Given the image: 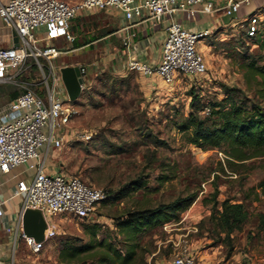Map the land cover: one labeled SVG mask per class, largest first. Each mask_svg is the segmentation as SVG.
Returning a JSON list of instances; mask_svg holds the SVG:
<instances>
[{"label":"rangeland","instance_id":"1","mask_svg":"<svg viewBox=\"0 0 264 264\" xmlns=\"http://www.w3.org/2000/svg\"><path fill=\"white\" fill-rule=\"evenodd\" d=\"M215 16L224 20L196 44L207 72L198 78L179 77L171 84L156 75L141 83V74L121 66L124 57H112L106 40L95 41L115 27L111 13L99 11L73 22H82L76 40L92 41L89 46L95 50H71L53 62L56 73L62 64L89 66L85 88L76 101H71L76 114L62 129L67 136L54 166L58 167L60 161V173L102 188L107 196L96 206L91 219L50 216L56 235L45 240L38 252H32L23 241L16 243L11 248L10 264H77L60 259L62 243L87 242L93 226L95 240L110 241L124 249L132 242L122 227L127 213L179 200L181 206L188 202L190 205L177 210L174 220L154 227L140 226L133 264L164 263L181 252L190 253L199 264L209 260L214 264H264V229L257 226L258 214H264V190L258 187L264 177V157H252L232 169L221 150L197 148L173 126L180 115L190 111L192 88L199 93L200 103L222 99L221 85L239 88L253 98V89L247 85L240 63L244 54L257 56L260 50L252 44L253 39L244 36L246 22L232 28L224 25L233 20L232 16ZM50 42L59 50L72 47L71 41L63 38ZM115 43L120 45V40ZM30 67L20 79L41 81L36 67ZM49 85L52 86L51 79ZM54 88L58 96L64 90L60 83ZM11 90L10 85L0 87V106L9 100ZM39 94L46 101V92ZM51 162L48 155L46 166L51 167ZM30 174L28 171L23 176ZM162 175L168 177L166 181L158 179ZM138 177L146 186L130 188L129 183ZM225 198L243 202L250 213L241 230L229 236L220 232L211 218L212 205ZM18 201L21 203L20 197L13 199L12 204Z\"/></svg>","mask_w":264,"mask_h":264},{"label":"built area","instance_id":"2","mask_svg":"<svg viewBox=\"0 0 264 264\" xmlns=\"http://www.w3.org/2000/svg\"><path fill=\"white\" fill-rule=\"evenodd\" d=\"M253 0H8L0 2L2 23L16 31L18 45L0 48V85L21 89L16 97L0 106V175L10 169L27 164L34 170L29 182L18 181L13 196L21 198L18 221L13 229L14 242L23 239L32 252H38L45 240L56 235V225L50 216L66 215L78 219H91L96 206L105 199L102 188L91 186L77 176L60 172L50 173L44 168L39 149L46 144L58 148L62 145L60 129L69 124L76 114L75 105L65 89L63 95L55 91L56 83L62 84L60 72L54 71V60L69 50H59L50 41L63 38L73 41L70 24L73 19L91 13L106 11L121 14L128 25L121 30L120 56L130 55L132 23L147 21L166 22V33L157 62H146L128 56L127 68L142 76H158L171 84L179 77L198 78L207 72L203 55L196 44L198 39L209 36L210 29L192 30L184 20L196 22L201 15L217 13L233 16L242 6ZM243 21L246 34L254 36L264 20V0ZM260 10V12H257ZM29 60L31 63L29 64ZM31 66V67H30ZM82 66V65H78ZM36 67L42 77L39 82L22 81L28 68ZM59 70V69H58ZM52 86L49 85V80ZM63 85V84H62ZM83 89V85H82ZM39 92H46V101ZM47 128L45 132L43 129ZM4 200L0 201V216ZM26 208L39 209L45 219L44 239L35 241L21 228V215ZM8 231L11 228H7ZM20 233V236H19ZM167 264H199L190 253L174 255Z\"/></svg>","mask_w":264,"mask_h":264},{"label":"trees","instance_id":"3","mask_svg":"<svg viewBox=\"0 0 264 264\" xmlns=\"http://www.w3.org/2000/svg\"><path fill=\"white\" fill-rule=\"evenodd\" d=\"M114 31L115 28L107 30L105 35ZM242 32L246 38L253 39L252 44L260 50L257 56L244 54L240 63L245 81L253 89V98L248 97L239 88L221 85L224 91L222 99L212 98L200 103L199 93L192 88L189 91L190 111L186 115H180L179 119L173 123L176 130L186 137L189 144L201 149L221 150L226 164L232 169L252 157H264V20L261 21L254 36H248L246 29ZM89 42L91 41L80 43L74 37L71 44L72 48H77ZM82 66L86 69L84 76L86 80L89 66ZM19 93L21 89L13 86V90L8 95L9 100ZM167 178L166 175L158 177L160 181H166ZM129 184L133 189L146 186L141 177L133 179ZM258 187L264 190V177ZM180 202V200L174 201L170 205L162 204L154 208L127 213L126 221L123 223L125 225L121 224L127 229V240L132 242L124 249H119L110 241L95 240L96 230L93 226L87 242L75 244L70 240H65L59 251V257L65 262L76 261L77 264H133L137 258L136 238L141 230L140 226L142 228L154 227L174 220L177 217L175 214L177 210L190 205L188 202L181 206ZM249 216V210L243 202H232L225 198L212 205L211 218L220 228V232H224L226 236L233 231L241 230ZM257 226L259 229H264V214H258Z\"/></svg>","mask_w":264,"mask_h":264},{"label":"crops","instance_id":"4","mask_svg":"<svg viewBox=\"0 0 264 264\" xmlns=\"http://www.w3.org/2000/svg\"><path fill=\"white\" fill-rule=\"evenodd\" d=\"M8 0H0L1 3H6ZM262 4V1L260 2L259 0H253L248 6H242L240 11L235 13L233 15V20H228L225 22L224 25H229V27H236L239 23H241L246 16H248L253 10H256L260 5ZM113 15L114 23H115V31L112 33H109L101 38H98L95 41H105L106 45H109L111 48V55L113 58L116 57H124V60L122 61L121 66L127 68V62H128V56L132 58H136L141 61H146V62H157L160 57V52H161V46L163 39L165 37L166 33V22L164 23H155L153 21H147L143 22L141 24L137 23H132V27L130 28L131 31L135 33V36L132 38V46L130 49V55L128 56H120L119 52L122 48V37L127 33L126 30H121L125 26L128 25V22L125 21L122 17L121 14L115 13V12H109ZM218 15H223L220 13H217ZM87 16L83 15L80 17H76L71 21L70 24V32L72 30V35L78 38V33L81 30L82 27V22L81 23H75L73 25V22L82 19ZM178 18H181L185 24L186 27L192 30H201V29H214L218 26V24L222 23L224 19L221 18V16L216 17L215 15L209 16V15H201L199 19L196 22H189L184 20L182 17L177 16ZM72 27V29H71ZM120 40V45H117L115 43L116 40ZM94 42V41H93ZM71 43V42H70ZM92 43L89 42L87 44H83L80 47L77 48H72L69 47L67 50H80V49H85L89 48L90 52L95 50V47L93 46L92 48L89 46ZM115 43V44H114ZM13 46V41H12V29L5 26L1 19H0V48H7ZM88 52V51H87ZM66 65H82L78 63H67V64H62V66ZM148 80V77H140V82ZM60 93H63L61 91ZM75 104V103H74ZM65 128L62 127L59 131L60 136L62 137V143L63 139L67 136V134H62V129ZM45 132L47 131V128L45 127L43 129ZM62 146V145H61ZM60 146V147H61ZM60 147L56 148L53 145L47 148V145L44 144L42 147L39 149L40 153V159H44V165H45V170L50 173H56L60 171L61 162H59V166H54L57 161V155H58V150ZM48 155L51 156L53 162H51L50 166L48 167L45 164V159L48 157ZM20 168L18 172L13 171L14 168ZM12 169H10L6 173H2L0 175V201L4 200L3 203V214L0 216V264H10V252L11 248L13 245L16 243L18 244L20 241H23L18 239L17 242H14V232L13 229L18 221L19 214H20V207L21 203L18 201L17 204L13 205L12 201L15 199L17 196H13V192L15 190L16 184L18 181L21 180H28L32 178L34 174V170L29 168L27 164L19 165L16 166ZM28 171H31V174L29 177L25 178L23 176V173H26ZM7 228H11L10 231L7 230ZM20 236V233H19ZM24 242V241H23ZM169 260L165 261L164 263H158V264H167ZM146 264H151V263H146ZM203 264H214L212 260L206 261Z\"/></svg>","mask_w":264,"mask_h":264},{"label":"water","instance_id":"5","mask_svg":"<svg viewBox=\"0 0 264 264\" xmlns=\"http://www.w3.org/2000/svg\"><path fill=\"white\" fill-rule=\"evenodd\" d=\"M13 46L18 45V36L12 30ZM61 81L70 101H76L82 91L86 69L84 66L66 65L59 68ZM21 228L26 236L32 237L35 241L44 239L46 223L42 212L39 209L26 208L21 215Z\"/></svg>","mask_w":264,"mask_h":264}]
</instances>
